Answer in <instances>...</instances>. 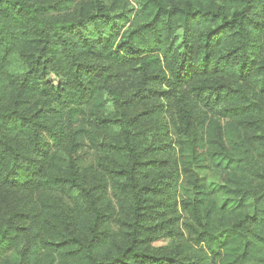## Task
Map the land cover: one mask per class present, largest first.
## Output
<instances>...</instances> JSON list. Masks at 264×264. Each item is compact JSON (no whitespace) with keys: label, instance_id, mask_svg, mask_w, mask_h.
I'll list each match as a JSON object with an SVG mask.
<instances>
[{"label":"trees","instance_id":"1","mask_svg":"<svg viewBox=\"0 0 264 264\" xmlns=\"http://www.w3.org/2000/svg\"><path fill=\"white\" fill-rule=\"evenodd\" d=\"M0 264H264V0H0Z\"/></svg>","mask_w":264,"mask_h":264},{"label":"rangeland","instance_id":"2","mask_svg":"<svg viewBox=\"0 0 264 264\" xmlns=\"http://www.w3.org/2000/svg\"><path fill=\"white\" fill-rule=\"evenodd\" d=\"M152 103H154V102H150V104H152ZM148 104V103H147ZM160 122L161 123H163L164 122V118L162 119L161 118V120H160ZM164 128V127H163ZM162 132V134H160V136L161 137H163V135H164V138H165V132L163 133V130L161 131ZM159 136V137H160ZM92 160V159H91ZM107 163H109V160L107 159V158H94L93 159V164H92V168H91V173L89 174L90 175V177L89 178H86V179H90V180H93V179H95V181L99 178V174H100V172L101 171H103V167L107 164ZM199 174L201 175V176H204L206 173L204 172V171H199ZM166 244V241H164L163 239H161V240H159V241H157V242H155V245H157V246H159V245H165Z\"/></svg>","mask_w":264,"mask_h":264}]
</instances>
